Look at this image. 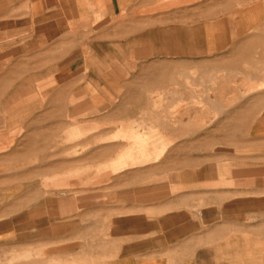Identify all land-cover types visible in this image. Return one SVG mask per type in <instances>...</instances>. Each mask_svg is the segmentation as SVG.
Masks as SVG:
<instances>
[{"label": "crops", "instance_id": "crops-1", "mask_svg": "<svg viewBox=\"0 0 264 264\" xmlns=\"http://www.w3.org/2000/svg\"><path fill=\"white\" fill-rule=\"evenodd\" d=\"M248 3L0 0L3 200L40 185V213L60 217L70 200L58 190L89 197L85 220L40 223H110L105 264H264V91L234 86L254 83L234 76L261 34L246 26L254 8H238ZM128 147L168 150L127 152L117 163L132 166L94 176Z\"/></svg>", "mask_w": 264, "mask_h": 264}, {"label": "rangeland", "instance_id": "rangeland-1", "mask_svg": "<svg viewBox=\"0 0 264 264\" xmlns=\"http://www.w3.org/2000/svg\"><path fill=\"white\" fill-rule=\"evenodd\" d=\"M257 1L259 3H257ZM244 5H251L254 8L253 17L250 21V25L253 27V33H261L260 35L253 36L252 47L245 52L246 59L251 61L253 67H244L239 69L240 72H235V77H242L244 75L252 74L254 77V83L250 84H234L238 88H244L248 92L250 91H264V0H254V3L238 5V8ZM190 90L195 91L193 84L188 83L186 85ZM165 101L160 99L155 103V107L164 106ZM181 102L172 105L175 109L181 106ZM187 104H185L186 106ZM189 105L202 104L196 99L189 101ZM110 138H116L115 134ZM128 143H138L134 141L132 136H121ZM144 139V137H142ZM148 138L146 143H148ZM140 143H145L141 141ZM163 149V156L168 149L157 148L152 149L149 147H128L122 149H111L109 152L110 162L102 169L100 164L93 165L94 176L99 177L106 175L108 171L110 177L113 173L118 172L124 167L132 166L131 161L127 160L128 164H118L120 159H127L125 154L127 152L132 153H144L141 159L148 161L150 156H155L156 153ZM182 151L188 155L203 154L211 155L221 151L222 154H229L234 149H182ZM155 153V155H154ZM148 154V155H146ZM232 154V153H230ZM159 158V157H155ZM112 182L111 179L108 180ZM99 183V180L94 179V183ZM38 181H35V184ZM39 189L33 190L32 195L25 196H0V264H40L41 259L61 261L69 263L75 261L76 264H105L106 260L110 256V250L112 248V239L109 235L110 223H40L42 215L45 214L44 219L56 218L70 220L76 216L85 220L84 214L81 210L85 207L87 199L90 203V198L85 196L68 197L64 195L67 192L65 189L58 190V199L70 200L69 204L65 207L67 211L58 215L48 212L40 213V195L37 194L40 191V185H36ZM108 196L109 207L116 206L120 201L119 197L115 194L117 190L110 188ZM89 199V200H88ZM73 200H75L73 202ZM100 195L93 197V204L100 205ZM72 207L76 208L72 211ZM7 209V211H4ZM80 209V210H79ZM77 210V211H76ZM88 219L90 217H87ZM94 220L100 219V212H94ZM55 264V263H49Z\"/></svg>", "mask_w": 264, "mask_h": 264}]
</instances>
